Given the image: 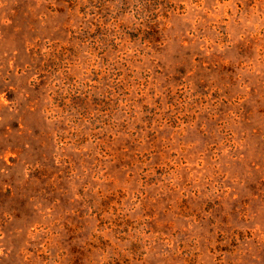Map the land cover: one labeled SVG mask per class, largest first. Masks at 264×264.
I'll return each mask as SVG.
<instances>
[{
  "label": "rangeland",
  "instance_id": "374dc122",
  "mask_svg": "<svg viewBox=\"0 0 264 264\" xmlns=\"http://www.w3.org/2000/svg\"><path fill=\"white\" fill-rule=\"evenodd\" d=\"M0 264H264V0H0Z\"/></svg>",
  "mask_w": 264,
  "mask_h": 264
}]
</instances>
